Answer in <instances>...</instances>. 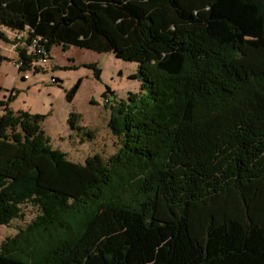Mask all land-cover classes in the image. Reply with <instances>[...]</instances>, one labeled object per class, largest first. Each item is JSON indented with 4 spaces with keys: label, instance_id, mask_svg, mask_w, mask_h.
Instances as JSON below:
<instances>
[{
    "label": "trees",
    "instance_id": "trees-1",
    "mask_svg": "<svg viewBox=\"0 0 264 264\" xmlns=\"http://www.w3.org/2000/svg\"><path fill=\"white\" fill-rule=\"evenodd\" d=\"M35 36L138 62L149 100H121V146L79 163L1 97L0 225L35 214L0 264H264V0H0L20 72Z\"/></svg>",
    "mask_w": 264,
    "mask_h": 264
},
{
    "label": "rangeland",
    "instance_id": "rangeland-1",
    "mask_svg": "<svg viewBox=\"0 0 264 264\" xmlns=\"http://www.w3.org/2000/svg\"><path fill=\"white\" fill-rule=\"evenodd\" d=\"M10 38L23 39L25 33L4 30ZM25 45V42L18 41ZM15 44L0 39V53L7 59L0 64V98L14 96L8 102L14 113L29 112L42 114L40 128L48 143L66 153L67 158L83 163L88 156L100 154L107 158L121 146V137L112 134L109 118L114 107L122 100L127 104L142 105L149 100L146 90L141 88V80L133 77L138 62L116 57L112 50H97L71 45L64 49L61 44L52 46L47 64L17 69ZM14 50V51H12ZM33 50L28 49L31 53ZM93 63L99 69L94 73ZM26 74V77H23ZM76 91L70 100L67 92L76 83ZM142 84V83H141ZM135 93V100L130 99ZM79 113L82 130L71 129L68 123L70 112ZM90 130L92 136L84 133ZM24 216L13 219L9 225H0L1 241L15 234L17 227L23 225L35 214L30 204H24Z\"/></svg>",
    "mask_w": 264,
    "mask_h": 264
},
{
    "label": "built area",
    "instance_id": "built-area-1",
    "mask_svg": "<svg viewBox=\"0 0 264 264\" xmlns=\"http://www.w3.org/2000/svg\"><path fill=\"white\" fill-rule=\"evenodd\" d=\"M28 49H33V59L30 61L29 67L34 65L35 67L42 64H47L50 60V52L44 44L40 43L39 37H32L30 43L27 44ZM17 69L21 67L24 63L20 59L14 60ZM23 77H26L24 74ZM3 98V97H2ZM1 99V98H0ZM4 105H0V114L3 112Z\"/></svg>",
    "mask_w": 264,
    "mask_h": 264
},
{
    "label": "crops",
    "instance_id": "crops-1",
    "mask_svg": "<svg viewBox=\"0 0 264 264\" xmlns=\"http://www.w3.org/2000/svg\"><path fill=\"white\" fill-rule=\"evenodd\" d=\"M1 29L6 30L7 28L6 27H2ZM12 51H14V50H12Z\"/></svg>",
    "mask_w": 264,
    "mask_h": 264
}]
</instances>
